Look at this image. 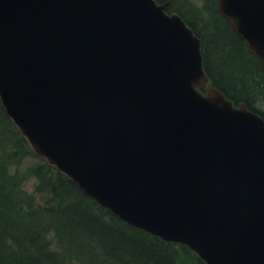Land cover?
<instances>
[{
    "label": "water",
    "instance_id": "95a60500",
    "mask_svg": "<svg viewBox=\"0 0 264 264\" xmlns=\"http://www.w3.org/2000/svg\"><path fill=\"white\" fill-rule=\"evenodd\" d=\"M218 9L264 65V0ZM200 49L155 0H0V99L122 220L205 264H264V120L209 84Z\"/></svg>",
    "mask_w": 264,
    "mask_h": 264
},
{
    "label": "trees",
    "instance_id": "16d2710c",
    "mask_svg": "<svg viewBox=\"0 0 264 264\" xmlns=\"http://www.w3.org/2000/svg\"><path fill=\"white\" fill-rule=\"evenodd\" d=\"M168 2L201 39L204 70L235 104L264 119V68L217 0ZM34 152L0 101V264H204L186 246L134 227L95 200L45 159L29 168V192L12 167ZM53 231L57 244L47 235Z\"/></svg>",
    "mask_w": 264,
    "mask_h": 264
},
{
    "label": "rangeland",
    "instance_id": "374dc122",
    "mask_svg": "<svg viewBox=\"0 0 264 264\" xmlns=\"http://www.w3.org/2000/svg\"><path fill=\"white\" fill-rule=\"evenodd\" d=\"M195 4H200L201 0H192ZM39 159L37 157L30 156L26 158L21 164L18 166H14L10 169L11 172L16 171L18 176L22 179V183L27 191H31L34 186V178L29 174V168L33 166ZM48 240H50L51 245H56L57 240L53 233L50 231L47 235ZM68 264H77L75 260L68 257Z\"/></svg>",
    "mask_w": 264,
    "mask_h": 264
}]
</instances>
